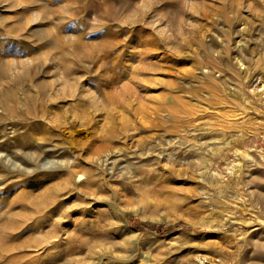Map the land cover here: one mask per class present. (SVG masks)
<instances>
[{
  "label": "rangeland",
  "instance_id": "1",
  "mask_svg": "<svg viewBox=\"0 0 264 264\" xmlns=\"http://www.w3.org/2000/svg\"><path fill=\"white\" fill-rule=\"evenodd\" d=\"M263 66L264 0H0V264H264Z\"/></svg>",
  "mask_w": 264,
  "mask_h": 264
},
{
  "label": "bare ground",
  "instance_id": "2",
  "mask_svg": "<svg viewBox=\"0 0 264 264\" xmlns=\"http://www.w3.org/2000/svg\"><path fill=\"white\" fill-rule=\"evenodd\" d=\"M64 12V11H63ZM101 43V42H100ZM109 45H111L110 43H108ZM101 45L102 44H97ZM95 51L93 50V47L91 48L93 51L90 57H92V59H94L95 62L99 63L102 66H105V62L100 58V54H104V57H108L110 59L115 58L117 54L116 53V49L111 48L109 46H103L100 48H96V46L94 47ZM97 51V52H96ZM89 52V51H88ZM103 57V58H104ZM106 61V60H105ZM108 61V60H107ZM151 61V60H150ZM154 62V61H153ZM154 69H158V67L156 68L155 65L152 62H146L144 60V64L141 62V64L136 65L132 71H130L129 73L131 74V79H133V83L134 86L130 87V85L125 86L121 89V93L123 94V96H126L127 98L132 95V93L130 92H136L137 91V87L143 86L144 84L142 83V81H144V79L141 77V73L144 72H148L150 70H154ZM263 70H264V66H263ZM104 72H102L101 74L103 75ZM106 74V72L104 73ZM108 82L110 83L111 81L108 80ZM145 86V85H144ZM251 92L253 94H257V95H264V86H262V88L260 90H251ZM183 104V103H182ZM181 105V104H180ZM182 106V105H181ZM165 107H167L165 105ZM189 109V108H188ZM181 113L183 112V109L180 110ZM185 112V111H184ZM141 124V123H140ZM261 122L259 120H255L253 123V132L256 133L259 130ZM142 125H137L135 124L133 126V128H139ZM126 129H124L125 131ZM112 131H110L108 133V136H111V138H113L114 133H111ZM238 135L239 136H245L240 130H237ZM263 132V130L261 131ZM111 133V134H110ZM235 135H231L230 138L222 145L223 147H225V150L223 151L221 148L218 153L220 154V156L225 158L226 161V171H227V176L225 178H221V176L219 175V173L216 170L210 171L209 169H207L206 171H204L202 174L204 175H208V177L210 178L211 181H216L218 186L217 188L219 189H226L227 191H229L231 194H234L235 197L236 196H241L243 194V189L241 186V180H240V163H236L234 160H231V156H235L238 155V152L236 150H232L231 147V143L234 140ZM253 150H255L261 157L262 159H264L263 157V152L264 149L262 148H257V147H253ZM106 160L107 158H104L102 161H100V164L104 165L106 164ZM106 166V165H105ZM77 175V174H76ZM83 174L80 173L79 176L81 178ZM71 178V177H70ZM69 178V180H70Z\"/></svg>",
  "mask_w": 264,
  "mask_h": 264
}]
</instances>
